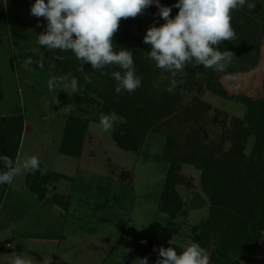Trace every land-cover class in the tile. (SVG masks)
Here are the masks:
<instances>
[{
  "label": "rangeland",
  "instance_id": "rangeland-1",
  "mask_svg": "<svg viewBox=\"0 0 264 264\" xmlns=\"http://www.w3.org/2000/svg\"><path fill=\"white\" fill-rule=\"evenodd\" d=\"M12 1V7L7 8L9 23L2 24L0 18V119L6 121L17 118L23 123L16 163L37 156L41 161V171L63 173L70 177L57 180V189L48 183L45 187L51 195L56 192L64 194L66 200L71 195V210L64 211L65 199L61 196H57L58 203L50 198L44 200L43 205L36 203L35 197L41 183L36 176L33 177L35 172H22L13 179L9 193V189L4 191L0 187V250L14 248L9 243L11 240L25 247L30 246L31 249L36 244H42L43 247L47 244L54 253L68 254L66 264H96V260L89 259L94 255L95 259L103 255L119 236L120 244L114 253L120 254V257L109 259L106 264H138V253L135 251L137 242L144 237L162 238L169 235L164 234L168 216L158 206L168 169V162L162 156L166 140L174 139L183 147L191 132L202 124L208 129L211 139L219 140L222 135L226 137L237 130L239 125L236 120L246 119L247 108L243 103L208 89L209 74L212 72L229 93L253 97L262 94L264 34L262 36L259 23L257 25V7L252 11L246 6L238 8L231 21L236 34L234 40L214 46L221 52L227 50L234 54L225 70L217 71L191 64L203 73L195 79L193 91L183 97L182 106L160 123L162 127L157 133H140L143 139L136 150L127 151L115 142L114 130L103 131L99 122L101 113L113 111L121 117L120 123L125 122V118L119 114L120 109L107 96L113 84L111 68L107 67L108 75H101L100 70L81 71L68 67L67 59H76L72 52L48 49L38 44L37 35L46 30L48 22L44 17L37 18L30 14L35 0ZM177 2L174 0L172 5ZM157 13L158 9H152L135 18L122 19L119 27L144 37L150 26L155 24L159 27L165 23ZM176 15L172 8L170 18ZM38 21L40 26H37ZM58 55L65 59H56ZM28 58L42 61L43 69L35 62L27 64L25 61ZM68 73L78 80V91L73 93L66 82L57 91L50 92L48 80ZM167 78L168 74L161 71L154 82V92L158 93L162 89V83ZM83 89L96 99L95 104H76V98ZM197 100L211 106L199 125L201 116L189 108ZM218 112H222L219 123L212 124V118ZM71 115L91 119L82 158L60 153ZM224 118L227 120L225 126L222 124ZM254 138L253 135L247 139L244 147L246 155L253 151ZM241 142L245 143L244 140ZM232 144L229 138L225 149H229ZM123 175L127 179H120ZM179 177L178 190L186 201L189 215L176 220L179 232L169 236L173 243L186 247L194 235L193 226L207 221L217 204L214 205L203 187L202 170L192 164H185ZM27 182L33 186V192L26 190ZM18 203L19 207L16 206ZM46 233L64 234L67 237L64 245L56 241H39L40 234ZM213 233L215 237H212L207 247L210 257L217 254L223 238L222 231L214 230ZM25 234L39 236L28 240ZM30 253L26 252L25 257L31 259ZM151 257H148L150 261L153 260ZM260 263H264V254Z\"/></svg>",
  "mask_w": 264,
  "mask_h": 264
},
{
  "label": "trees",
  "instance_id": "trees-1",
  "mask_svg": "<svg viewBox=\"0 0 264 264\" xmlns=\"http://www.w3.org/2000/svg\"><path fill=\"white\" fill-rule=\"evenodd\" d=\"M173 1L160 0V3L175 9L178 14L179 9L172 5ZM12 2V0H0L2 24L9 23L7 8L12 7ZM247 2L254 3L257 7L259 17L257 25L259 23L263 36L264 0H247ZM154 5L144 11L157 9ZM237 12L238 9L232 10L231 21ZM11 19L14 18L11 17ZM262 45L264 46V40ZM150 47L144 43V37L129 29L119 27L113 37V51L118 53L122 48L130 50L133 54L136 75L142 77L141 86L133 93L117 94L115 92L116 81L113 78V84L107 91V96H110L113 104L120 109L119 114L125 118L124 123L119 122L115 125L114 140L120 148L127 151L136 150L143 139L140 133H157L161 129L160 123L182 106L183 97L193 91L195 79L203 73L202 70H197L191 64H187L184 68L185 75L178 74L175 78L177 82L175 92L169 93L166 88L170 86L171 73L158 68L156 62L144 56L143 53L150 51ZM66 64L68 67L80 70V62L77 59L73 61L67 59ZM107 67L111 68L110 74L113 71H122L117 65H108L102 71L106 72ZM89 69H93L90 62L84 63L83 70L88 71ZM161 71L167 73L168 78L162 83V89L157 93L153 90L154 82L158 80ZM207 86L209 90L220 96L243 103L247 108L246 119L236 120L237 126L239 125L237 130L226 137L222 135L219 140L211 139L208 129L204 128L203 124L191 132L184 141L183 147L179 146L174 139L166 140L162 156L168 162V169L158 203L159 209L168 216L164 234L178 233L179 226L176 220L189 215L186 201L178 190V184L182 167L185 164H192L202 170L203 187L217 207L213 208V213L207 221L193 226L194 235L191 237V243H199L201 247L207 249L212 237H215L214 230L222 231L223 238L220 247L214 257L209 256V263L258 264L257 247L264 238V78L262 94L258 97L229 93L212 72L209 74ZM95 103L96 99L85 89L81 90V94L76 98V104L80 106ZM189 108L193 113L201 116L198 120L199 125L211 106L197 100ZM220 114L222 112H218L217 116L212 118V124L219 123ZM90 122L91 119L77 115L69 117L60 153L74 158L82 156ZM226 122L224 118L222 124L225 126ZM22 132L23 123L17 118L6 121L0 119V156L6 154L16 162ZM253 135L255 136L253 151L250 155H246L244 153L245 144L247 139ZM229 138L232 139L233 144L226 150L224 146ZM244 166L245 169L242 171ZM5 170L3 162L0 161V172ZM42 171L44 174H41V171L35 172L39 174L40 192L52 179L70 178L62 173ZM33 177L35 178L34 175ZM9 185L0 184V187L5 191ZM200 201H202L201 198ZM169 235L162 238L144 237L137 244L136 252L139 256L149 258L152 256L151 264H156L160 258L159 252L154 251V248L173 247L180 254L185 247L173 242L170 244Z\"/></svg>",
  "mask_w": 264,
  "mask_h": 264
},
{
  "label": "clouds",
  "instance_id": "clouds-1",
  "mask_svg": "<svg viewBox=\"0 0 264 264\" xmlns=\"http://www.w3.org/2000/svg\"><path fill=\"white\" fill-rule=\"evenodd\" d=\"M153 4L158 9L156 15L165 23L159 27L153 24L147 29L144 43L150 45L151 50L145 55L155 61L158 68L171 73L170 86L166 88L169 93L175 92V78L178 74L185 75L187 64L224 71L234 54L227 50L221 52L214 46L234 40L232 10L245 6L251 10L256 6L247 0H178L174 5L179 9L178 14L170 18L172 8L162 5L160 0H35L30 14L44 17L48 22L46 30L37 35L39 45L62 52L71 51L80 62L81 71L83 64L88 62L93 70H101V75H108L102 71L106 66H119L122 71L110 74L116 81L115 92L133 93L141 86L142 77L136 75L130 50L113 51V37L122 19L135 18ZM37 26H40L39 21ZM56 59L65 57L58 55ZM25 62L29 65L38 63L40 69L44 67L42 61L33 58ZM66 82L73 93L78 91V80L71 73L50 78L48 89L57 91ZM120 120L114 111L100 114V126L105 132L114 130ZM0 161L6 169L0 172V184H11L22 172L41 171L37 156L16 163L5 154L0 156ZM154 251H158L160 257L156 264H209L210 261L209 251L196 242L187 245L180 254L173 247L154 248ZM137 262L148 264V258H138ZM7 264H33V261L12 252Z\"/></svg>",
  "mask_w": 264,
  "mask_h": 264
},
{
  "label": "crops",
  "instance_id": "crops-1",
  "mask_svg": "<svg viewBox=\"0 0 264 264\" xmlns=\"http://www.w3.org/2000/svg\"><path fill=\"white\" fill-rule=\"evenodd\" d=\"M84 150H85V147H84ZM83 156H84V151H83V154H82V156L80 158H82ZM34 176H36V177L38 176V180H39V174H34ZM122 178H125L124 175L120 179H122ZM27 179H29V176L27 177ZM61 179H65V178H61ZM125 179H127V177ZM58 180H60V179H58ZM48 184L54 185L55 189H57V187H58V182L55 179L50 180L48 182ZM26 185H27V188H28V189L26 188V190L30 191V192H33V186H31L30 183L28 184V182H27ZM30 186H31V188L29 189ZM38 188H39V186H38ZM42 189H44L42 192L39 191L40 188L38 189V194L36 195L37 197H35V202L36 203L42 204V202L44 200L48 199V198H50L54 203H58L59 199H57V196H61V198L65 199V205L63 207L64 211L69 212L71 210V203H70V199H69V197L71 195H68L67 196V200H66L64 194L61 195V193H57L56 192V193H53V195H51V193H50V191H49V189L47 187H44ZM7 190H8V193H9L10 187H8ZM49 196H51V197H49ZM19 204L20 203H18L16 206L19 207ZM18 210H20V209L18 208ZM16 218L18 219L19 216L16 217ZM65 219H66V216H65ZM55 234H57V233H55ZM25 235H26L25 238L28 239V240H29L30 237H35L36 238V237L39 236L38 234H37V236H36V234H30V235L25 234ZM40 236H41V238H40L39 241H44V242L45 241H47V242L56 241V242L59 243V245H64V241L67 238L64 234L53 235V234L46 233V234H40ZM116 237H117V239L115 240V242H113L111 244V246L107 247V250L105 251V253L103 255L99 256L97 259H95V255H94L89 260H92V261L96 260L97 261L96 264H106L107 261H109V259H111V260L118 259L120 257V254L114 253V252L117 249L118 245L120 244V239L121 238L119 236H116ZM33 240H35V239H33ZM11 241H14V240H11ZM11 241L10 242L8 241V242L12 243L14 248H6V249H3V250H0V264H7V261H8V258H9V254H11L12 252H16L18 254H22V255L25 256L26 252H28V251L31 252L30 254H31V259L33 261V264H66L65 259H66V256L68 254H61L60 255L57 252L54 253V252L51 251V248L47 244H45L44 247L42 246V244H36L34 246H38V247L35 248L34 246H31L32 247V249H31V248H29L30 246L25 247L20 242H15V241L11 242ZM138 243L139 242H137L135 246H137ZM135 251H136V247H135ZM257 251H258V264H261L260 263L261 256H263V254H264V238L259 243V245L257 247ZM115 254H117L116 257H115ZM136 256L138 258H144L145 257V256H139L137 254H136ZM148 264H151V261L149 260V258H148ZM209 264H211V263H209Z\"/></svg>",
  "mask_w": 264,
  "mask_h": 264
}]
</instances>
